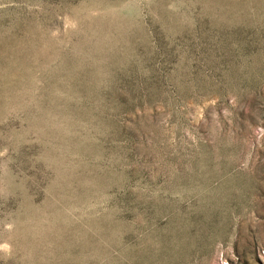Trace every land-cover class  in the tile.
Returning <instances> with one entry per match:
<instances>
[{
  "label": "rangeland",
  "instance_id": "obj_1",
  "mask_svg": "<svg viewBox=\"0 0 264 264\" xmlns=\"http://www.w3.org/2000/svg\"><path fill=\"white\" fill-rule=\"evenodd\" d=\"M0 246L264 264V0H0Z\"/></svg>",
  "mask_w": 264,
  "mask_h": 264
},
{
  "label": "clouds",
  "instance_id": "obj_2",
  "mask_svg": "<svg viewBox=\"0 0 264 264\" xmlns=\"http://www.w3.org/2000/svg\"><path fill=\"white\" fill-rule=\"evenodd\" d=\"M9 227H11V226H9ZM0 247H4V246H0Z\"/></svg>",
  "mask_w": 264,
  "mask_h": 264
}]
</instances>
